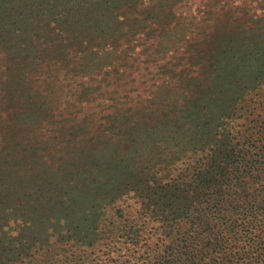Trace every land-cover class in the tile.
I'll list each match as a JSON object with an SVG mask.
<instances>
[{
  "label": "trees",
  "instance_id": "trees-1",
  "mask_svg": "<svg viewBox=\"0 0 264 264\" xmlns=\"http://www.w3.org/2000/svg\"><path fill=\"white\" fill-rule=\"evenodd\" d=\"M263 1L241 0L230 6L227 0H214L213 8L199 18L192 56L162 64L170 78L165 76L154 97L132 95L126 100L131 106L110 111L92 107L63 119L55 112L48 118L37 114L42 122L29 128L40 131L39 137L32 138L27 148L41 155L42 187L37 190L27 180L11 176L5 182V196L43 200L46 192L58 190L57 179L63 180L55 174L58 169L78 155L91 157L71 170L70 179L84 190L88 188L84 176L92 172L91 166L101 171L103 166H115L118 176L114 184L94 188L92 231L78 226L74 230L65 220L47 229L44 240L23 238L14 258L0 248V264H264V98L260 91L264 56H255L258 39L246 42L258 35L255 26L263 25L264 16L256 8ZM260 8L264 13V6ZM7 9L0 8V49L6 53L0 84L4 87L14 82L19 86L38 62L35 55L23 64L20 47L27 44L39 51L34 38H45L12 34L3 26ZM63 31L49 39H57L59 48L73 45L62 51L67 61L83 47L73 53L76 38L63 42ZM132 41L103 47L98 59L89 54L91 69L128 56L135 45ZM238 46V52L230 54ZM197 56L196 64L193 57ZM131 67L130 62L120 65ZM145 83L142 77L132 76L121 85L138 90ZM134 132L138 140L130 138ZM8 148L17 151L12 143H0V151ZM189 154L194 160L176 172ZM128 195L137 197L139 206L129 202ZM27 214L38 219L35 225L41 221L36 212Z\"/></svg>",
  "mask_w": 264,
  "mask_h": 264
},
{
  "label": "rangeland",
  "instance_id": "rangeland-1",
  "mask_svg": "<svg viewBox=\"0 0 264 264\" xmlns=\"http://www.w3.org/2000/svg\"><path fill=\"white\" fill-rule=\"evenodd\" d=\"M213 1L0 0V8L8 7L3 26H8L12 34L45 36L34 38V43L40 45L39 51L27 44L20 47L19 53L23 57V64H29L28 61L35 55L34 60L38 61L33 63V70L29 68L30 71L23 77L21 84L18 86V82H14L8 87L0 84V143L3 142L5 145L12 143L17 148L14 152L9 148L0 151V177L3 178V181H0V218L3 217L0 234L4 235L0 239V248H6L5 254H8V257H13L19 252L23 238L44 240L47 238V229L65 220L74 226L72 228L74 230L78 226L77 229L92 231L96 222V210L91 201L92 193L97 186L114 184L118 176L115 166H103L104 171L99 170L98 166H91L92 172L84 176L88 184V188L84 190L77 180L70 179L73 175L71 170H76L87 160H91V157L78 155L70 164L61 166L55 173L66 183L57 179L55 184L58 190L46 192L43 200H32L24 195L15 199L11 194H9L11 199L8 195L5 196L7 191L5 182L9 183L11 176L16 180H27V183L37 190L42 187L45 177L41 175V162L38 161L41 155L27 148L29 141L40 133L29 128V125L36 128V124L42 122L37 114L48 118L55 112L57 118L63 119L78 110L85 111L92 107L98 109L104 107L110 111V108L121 105L131 106L126 100L132 95L154 97L165 76L170 78L169 73L162 69V64L182 56H185L186 61L192 56L193 42L200 33L199 18L205 15L206 10L213 8L211 7ZM240 1L227 0L230 6H235ZM260 6L264 5L256 4L259 16L263 17L264 13ZM171 11L173 14L169 16ZM195 19L198 21L193 24ZM262 23L264 25V21ZM263 25L255 26L258 35L246 38V42L253 39L260 41L255 50L257 59L264 56ZM185 26L190 30L185 31L183 29ZM62 29L63 42L76 38L77 46L73 53L83 47L81 53L66 58L67 61H64L62 51L72 49L73 45L59 48L56 44L57 39H49ZM130 38L135 45L129 50L128 56L114 59L115 63L112 65L103 64L91 69L87 58L89 54L91 56L94 54L98 59V51L103 47H114L115 44L125 46ZM240 47L232 49L230 54L238 52ZM5 57V51L0 49V69ZM198 59V56L193 57V62L197 64ZM262 60L264 58L261 57L260 61ZM126 62L132 64L131 69L120 68V65ZM132 76L142 77L146 83L138 90L130 85L125 87L121 85ZM86 85L91 89L86 90L87 88H84ZM17 86L18 88H14ZM260 91L264 98V84L261 85ZM88 92L91 94L88 95ZM130 138L138 140V132L131 134ZM194 158L189 154L177 166L176 172L189 165ZM10 160L13 162L12 165H9ZM126 197L133 205L139 206L137 197L132 195ZM8 202L13 205L9 206ZM28 211L34 214L36 212L44 223L37 221L35 225L38 219L34 221L32 220L34 215H25Z\"/></svg>",
  "mask_w": 264,
  "mask_h": 264
}]
</instances>
